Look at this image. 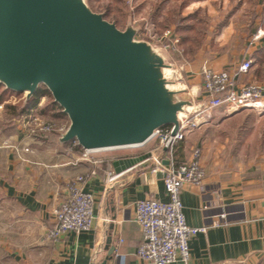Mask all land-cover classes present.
<instances>
[{
    "label": "crops",
    "instance_id": "obj_1",
    "mask_svg": "<svg viewBox=\"0 0 264 264\" xmlns=\"http://www.w3.org/2000/svg\"><path fill=\"white\" fill-rule=\"evenodd\" d=\"M169 1L161 0L163 4ZM176 3L182 8L176 16H192L191 25L198 24L205 36L198 53L182 65L187 79L182 90L191 86L202 102L206 99L204 68L233 74L244 60H253L252 69L239 76L238 83H257L264 97V37L253 42L258 29L264 27V0ZM163 15L168 19L173 14L168 9ZM166 29L175 33L174 25ZM41 101L33 97L26 108ZM15 106L20 112L24 102ZM217 113L226 115L225 122L236 115L225 107ZM236 113L245 117L240 146L245 154L239 159L219 151L209 154L204 145L192 144V137L201 135L202 128L176 149L181 164L191 160L193 149L200 146L206 171L205 191L188 184L181 195L188 225L208 227L190 242L189 264H264V113L253 109ZM40 114L46 117L48 111L40 110ZM22 115H12L13 122L6 124L8 116L0 112V264H151L137 256L143 236L135 222L136 203L150 198L166 202L163 178L153 174L146 163L118 174L113 166L118 155L100 153L86 160L85 150L76 142L63 143L61 133L38 136L33 143L20 126ZM257 131L259 140L253 144L249 136ZM28 145L33 152L22 153ZM155 146L156 142H150L141 152ZM111 175L116 179L111 181ZM76 177L85 178L83 190L95 197L94 228L56 242L47 240L55 226V211ZM221 214L228 215L229 226L211 227Z\"/></svg>",
    "mask_w": 264,
    "mask_h": 264
},
{
    "label": "water",
    "instance_id": "obj_2",
    "mask_svg": "<svg viewBox=\"0 0 264 264\" xmlns=\"http://www.w3.org/2000/svg\"><path fill=\"white\" fill-rule=\"evenodd\" d=\"M140 31H121L86 0H0V86L26 94L24 109L46 87L70 121L63 143L88 152L143 146L162 128L175 133L202 102L177 86L166 51L139 40ZM147 158L113 166L120 174Z\"/></svg>",
    "mask_w": 264,
    "mask_h": 264
},
{
    "label": "built area",
    "instance_id": "obj_3",
    "mask_svg": "<svg viewBox=\"0 0 264 264\" xmlns=\"http://www.w3.org/2000/svg\"><path fill=\"white\" fill-rule=\"evenodd\" d=\"M149 26V27H147ZM141 36L150 42L165 43L169 51L182 55L179 48V38L172 29H166L161 36L157 35L155 27L147 25ZM264 37V27H260L253 37V42ZM253 66V60H244L237 66L233 74L227 71H214L204 68L202 72V87L206 99L202 107L195 113L191 109L180 118L178 130L174 133L173 127H165L155 132L150 142L156 146L147 152H137L143 146L126 147L115 150L84 152L83 158L88 160L94 154L107 152H131L119 155V158H139L144 155L148 158L138 166L148 164L153 174H164V187L168 197L166 202L157 199H145L136 203L135 222L142 232V243L137 250V256L144 262L151 264H189L191 260L190 242L200 233H205L208 227L189 226L184 213L181 199L182 191L188 184L204 190L206 171L203 166L202 148L196 146L192 151L191 160L178 163L176 149L188 137L196 133L206 123L214 110L225 107L228 111L239 112L253 109L264 112L263 89L257 83L242 84L239 86L238 77L247 74ZM22 130L34 143L36 137L57 132L54 125L41 120L40 111L35 108H26L19 119ZM64 130L61 129L60 132ZM149 142V143H150ZM22 153H32L30 145L20 150ZM137 153H136V152ZM135 152V153H133ZM167 161L168 165H164ZM99 163V161H94ZM148 167V166H147ZM117 176L111 175L113 181ZM85 178L76 177L67 188L64 201L55 211V226L47 234V240L59 241L70 233L80 234L94 228L96 216L94 213L95 197L83 190ZM228 215L221 214L214 218L211 227L229 226ZM108 264V263H107Z\"/></svg>",
    "mask_w": 264,
    "mask_h": 264
},
{
    "label": "rangeland",
    "instance_id": "obj_4",
    "mask_svg": "<svg viewBox=\"0 0 264 264\" xmlns=\"http://www.w3.org/2000/svg\"><path fill=\"white\" fill-rule=\"evenodd\" d=\"M86 2L93 12L102 14L105 20L110 23H115L117 28L121 31H124L130 24L134 27H140L141 31L137 35V38L139 40H146L148 42H150L149 39H147L145 36L143 37L140 35L141 32H144V29L147 25L154 26L157 35L161 36L163 33L161 34V31L158 30L157 25L161 26L166 19L164 15L162 17V11L166 13L169 9L172 14L176 16L178 10L182 9L180 8V6H178L179 4L176 3V0H170L168 4H163L161 0H86ZM150 43L159 46L161 45L166 51L165 53L163 52V55L166 56L168 63H173L174 68L178 70L179 80H177L175 83L177 84V86H179L180 89H182V85H186L187 79L184 73L185 70L184 68H182L184 61L181 59V56L169 51L165 43ZM191 89L192 87L188 85L185 89L186 96L194 99L196 97L193 95ZM39 91L46 92V95L41 96L40 99L42 101L37 104V106L31 108H35L37 110L39 109V111L47 110L48 114L46 115V117L41 116V120L53 124L57 132H60L61 129H63L65 132L70 124L68 117L64 115L62 109L54 103V99L46 87L40 86ZM0 94L4 98L2 100V103L0 104V112H2V114L3 112H6L8 117L4 118V121L6 122V124H10L13 122L12 120H14V117H12V115L15 114H8L7 107L9 105L15 106V104H23L26 94H17L11 92L7 93L2 89H0ZM47 107H49L50 109H48ZM231 112V114L236 115L231 116L229 120L225 122L224 120L226 118V115L223 113H217V110H214L211 117L207 119L208 121L201 127V135H199V133H196V135L192 137L191 143H195V145L200 144L202 147L204 145L206 149L209 150V154L219 151L220 153L225 154L228 157L239 159L243 154H245L244 149L242 150L240 147L241 141L243 140V138H241V124L245 117L243 118L242 116H237V113L234 111ZM62 114L63 117L60 118L59 116ZM254 118L255 117H253L252 120ZM63 133L61 132V134ZM261 133L263 135L262 130ZM258 136L259 134L257 131V133L254 132L253 134H251L249 136V139L253 142V144H256L259 140ZM141 150L143 149H140L137 152H141ZM130 153L131 152L121 151L107 152L105 154L109 156H119Z\"/></svg>",
    "mask_w": 264,
    "mask_h": 264
},
{
    "label": "trees",
    "instance_id": "obj_5",
    "mask_svg": "<svg viewBox=\"0 0 264 264\" xmlns=\"http://www.w3.org/2000/svg\"><path fill=\"white\" fill-rule=\"evenodd\" d=\"M185 1V0H184ZM185 3V2H184ZM187 3V2H186ZM192 17V16H191ZM186 17L182 18L181 16L169 15L168 19H166L161 26L157 25L158 30L161 31V34L164 32L166 28L169 26H175V36L179 38V48L182 50L181 59L183 61H191L194 56L198 53L202 43L204 42L205 36L198 30V24L191 25L193 18ZM0 89H3L4 92L9 93L4 89L3 86H0ZM12 93V92H11ZM46 92L37 91L34 96V101L38 102L41 96H45ZM3 96L0 95V103H2ZM9 110H13L16 116L22 115L25 112V109L20 110L18 112V107L9 106L7 107ZM63 117V114L59 116Z\"/></svg>",
    "mask_w": 264,
    "mask_h": 264
},
{
    "label": "bare ground",
    "instance_id": "obj_6",
    "mask_svg": "<svg viewBox=\"0 0 264 264\" xmlns=\"http://www.w3.org/2000/svg\"><path fill=\"white\" fill-rule=\"evenodd\" d=\"M165 71H168V69H165ZM188 111H189V109H188Z\"/></svg>",
    "mask_w": 264,
    "mask_h": 264
}]
</instances>
